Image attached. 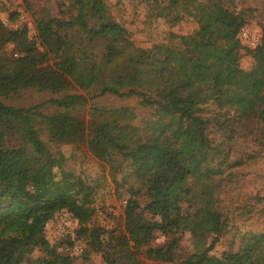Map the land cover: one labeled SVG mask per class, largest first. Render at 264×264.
<instances>
[{"label": "trees", "instance_id": "trees-1", "mask_svg": "<svg viewBox=\"0 0 264 264\" xmlns=\"http://www.w3.org/2000/svg\"><path fill=\"white\" fill-rule=\"evenodd\" d=\"M238 1L244 0H140L170 26L186 19L196 24L149 48L133 44L105 0H68L62 17L34 11L24 0L35 39L25 25L9 28L0 18V97L25 89L57 96L29 108L0 100V264H73L59 248L83 238L85 257L146 264L142 248L156 233L165 241L147 248L153 264H264V233L211 253L229 224L221 190L264 152V26L255 47L243 46L237 36L251 10L238 9ZM18 16L10 12L9 21ZM55 28L62 34L54 36ZM8 44L16 53L10 62L3 59ZM243 50L253 61L249 70L240 67ZM105 95L137 99L149 117L139 119L129 107L89 105ZM47 104L54 112L45 115L39 109ZM88 106L85 121L78 113ZM37 120L50 142L86 146L109 166L113 181L128 162L135 185L121 228L90 225L95 187L64 170V157L49 151ZM8 137L18 145L6 146ZM241 138L259 149L232 159ZM60 212L77 221L75 239L51 244L46 225ZM185 233L196 250L181 257Z\"/></svg>", "mask_w": 264, "mask_h": 264}, {"label": "rangeland", "instance_id": "rangeland-1", "mask_svg": "<svg viewBox=\"0 0 264 264\" xmlns=\"http://www.w3.org/2000/svg\"><path fill=\"white\" fill-rule=\"evenodd\" d=\"M34 11L42 8L47 9L53 16L62 17L60 11H66L68 0H28ZM114 18L120 22L129 32L130 39L136 47L149 48L156 43H165L168 40L169 32L176 35H185L196 28V24L191 19H186L176 25L170 26L162 19L151 15L148 8L140 0H105ZM248 8L251 13L248 16L246 27L253 33H261L264 26V0H244L237 2V8ZM32 10V11H33ZM17 12L18 19L11 23L9 13ZM0 18L9 28H17L25 25L28 28L30 38L36 36L34 18L31 11L27 10L24 0H0ZM60 29H54V36L61 35ZM16 57L14 47L6 45L3 50V59L10 62ZM252 58L242 51L240 67L249 70L252 66ZM79 92V91H78ZM49 92H41L37 89H25L14 94L10 98L0 97L6 105L29 108L43 105L46 101L56 98ZM89 105L103 107H129L134 109L139 119L149 117V112L138 107V101L134 98H119L113 95H105L90 101ZM88 108L78 114L85 120H89ZM39 111L42 114H51L54 108L50 105L41 106ZM36 122L42 141L49 151L64 157V170L79 176L87 183L95 187L94 196L95 214L90 225H99L107 230L119 229L123 225L124 208L129 196L128 190L131 184L135 185L132 170L127 161L122 162L120 172L116 174L113 181L109 175V166L96 159L86 146H73L54 144L49 141L46 129ZM18 141L12 138L6 139V146H17ZM250 138H241L236 145V152L232 154V159L240 157L242 151L257 150ZM235 177L227 181L219 194L220 204L227 208L229 224L227 232L215 248L212 254L220 255L223 251L236 247L244 235L251 233H264V152L255 160H247L236 171ZM77 225L67 212H60L48 222L45 229V236L51 244H58L62 239H75L74 231ZM165 239L160 233H156L155 239L142 248V258L146 264H153L147 258L146 250L151 247H159ZM209 243H207L208 245ZM86 250V239L76 240L72 247L62 245L59 251L68 255L73 260V264H104L100 254L90 253L87 257L83 255ZM196 250L194 239L185 233L180 241V248L177 253L181 257ZM42 256L41 252H36L34 257Z\"/></svg>", "mask_w": 264, "mask_h": 264}, {"label": "built area", "instance_id": "built-area-1", "mask_svg": "<svg viewBox=\"0 0 264 264\" xmlns=\"http://www.w3.org/2000/svg\"><path fill=\"white\" fill-rule=\"evenodd\" d=\"M237 38L241 42V44L243 46L252 48V47H255L259 43L260 38H261V33H259V34H253L246 26H244L240 30ZM73 221L77 225V221L75 219H73Z\"/></svg>", "mask_w": 264, "mask_h": 264}]
</instances>
